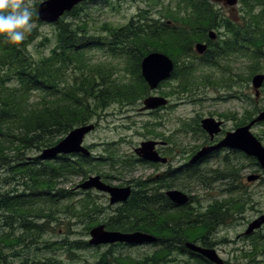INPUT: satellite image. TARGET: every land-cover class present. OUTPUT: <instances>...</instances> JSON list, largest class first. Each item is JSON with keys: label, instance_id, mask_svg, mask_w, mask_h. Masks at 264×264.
Masks as SVG:
<instances>
[{"label": "trees", "instance_id": "16d2710c", "mask_svg": "<svg viewBox=\"0 0 264 264\" xmlns=\"http://www.w3.org/2000/svg\"><path fill=\"white\" fill-rule=\"evenodd\" d=\"M241 2L246 7L241 22L225 17L211 0H177L176 6L164 7L162 18L149 16L150 11L142 9L122 26L106 23L107 33H91L86 16L81 15L84 9L87 12L90 4L96 5L99 1L85 0L65 13L64 16H74L71 20L61 18L57 22L56 44L49 54L41 56L31 52L29 40L16 45L0 36V264H62L57 257H47L39 251L43 247L54 251L64 248V244L70 251L91 245L88 240L61 242L45 237L52 227L51 221L59 222L60 212L71 213L72 217L83 220L104 211L92 191H76L74 187L61 188L60 185L71 177L85 180L93 173L104 179L115 177L111 172L120 174L128 164L134 165L141 160L120 153L114 148L117 141L104 142L98 155L61 154L44 160L40 153L64 138L74 127L101 118L112 105L123 108L141 103L151 93L141 70V61L146 54L160 50L175 61L172 77L180 78V81L177 89L159 90L166 97L185 91L193 93L197 85L204 82L198 80L197 66L192 63V58L197 57L194 45L199 41L209 44L206 54L201 56L206 58V65L215 66L218 59L236 52L246 54L251 60L249 75L242 71L224 75L213 81L217 86L233 90L235 84L249 82L253 74L264 70V0ZM33 19L40 21L36 9ZM210 29L219 31L217 41L209 38ZM93 48L103 50L112 58H123L126 73H121L119 66L112 62L94 61L90 52ZM170 83L165 81L159 87ZM237 92L236 96L245 98L249 107L241 114L229 110L224 115L235 119L239 126L249 122L264 106L258 105V100L250 94ZM166 107L169 104L162 108ZM158 110L151 113L157 114ZM95 124L97 126L98 121ZM195 124L206 134L198 119ZM205 138L208 140L207 134ZM35 151L41 152L31 155ZM248 158L252 165L259 166L255 157ZM107 165L112 167L111 172L103 170ZM152 165L158 167L160 164ZM206 171L201 170L198 182L210 183L211 174ZM155 178L151 175L133 180L139 189L134 190L127 201L116 205L104 222L107 229L155 232L153 229L163 228L164 212L154 208L156 202L143 199L142 195L147 192L140 189L149 187L150 180ZM79 193L85 195L77 203L70 201ZM230 200L217 201L215 220L210 204L205 210L197 209V225L193 224V213L187 212L178 228L187 238L197 236V240L211 245L210 234L214 226L235 219L245 203L252 202L253 198ZM99 223L91 222L87 233ZM249 239L250 246L242 248L241 254L256 261L258 253L264 249V240L256 235ZM121 247L126 246L122 244ZM160 252L169 254L164 248L155 251L154 255H162ZM114 254V250L105 252L98 263L113 264L111 259H120L129 260L130 264H158L155 260L150 261L151 255L140 259ZM200 263L213 264L210 261Z\"/></svg>", "mask_w": 264, "mask_h": 264}, {"label": "rangeland", "instance_id": "374dc122", "mask_svg": "<svg viewBox=\"0 0 264 264\" xmlns=\"http://www.w3.org/2000/svg\"><path fill=\"white\" fill-rule=\"evenodd\" d=\"M42 1L43 0H36V10L37 4ZM98 1L99 3L96 5L90 4L87 8L88 13L84 9L81 15V17L86 16L91 33H107L104 27L106 23L115 26H122L132 17L137 16L142 9L149 10L151 13L149 16L162 18L164 7H174L177 5V0ZM216 6L225 17H229L235 22L244 21L243 16L246 15V7H243L245 5H243L241 0L235 5H227L223 2H217ZM73 17L63 16L62 19L71 20ZM164 20H167V18ZM220 29L222 30V27ZM56 30L57 23L32 20V29L28 33L26 40H29L30 43L28 47L35 56H41L51 52V49L56 44ZM216 31L219 32L218 30ZM90 52L94 61L112 62L119 66V69L122 70L121 73H126V62L123 58H112L104 53L103 50L96 48L91 49ZM201 56L203 55H200L197 52V57L192 58V63L197 66L198 80H204L203 83L197 85L195 92L191 93L185 91L184 93L180 92V94L169 96V107L161 108L158 110L157 114L151 113L150 110L142 109V102L135 106L128 105L123 108L117 104L112 105L107 110V113L102 115L101 118L93 120V122L98 121V125L86 136L85 145H93V147H90V150L94 155H98L102 150L104 142L117 141L114 148H117L120 153L126 154L127 157L134 158L137 156L135 148L138 147L142 141L153 139L158 140L161 143L162 141L165 142L168 140L162 138V136H168L172 141V147L182 149L183 153H187L196 144L200 145L205 141L206 134L197 129L195 124L196 119H198L199 123L202 118L207 116L222 119L224 121L223 132L218 136H222L225 131L234 130L236 128V120L226 117L224 113L231 110L237 111L241 114L245 107H249L245 98L242 99L236 96L238 94V92L235 93L236 91L239 90L245 94H250L258 100V105L264 106L263 88L261 90L263 98L260 99L261 96L257 98L251 80L249 82L244 81L243 84H235L233 90H229L224 86H217L213 83L214 80H218L224 75L228 76L236 72L242 71L244 74L249 75V63L251 60L246 54L236 52L227 55L222 59H218V63L215 66L206 65V58ZM226 69H231V71L225 72ZM259 72H264V70ZM167 81H170L171 83L167 86L159 87L153 93L160 94L159 90L163 88L165 91L177 89L176 86L177 83H179L180 78L171 77ZM188 123L190 125L186 126ZM148 130L153 133L147 132ZM251 130L258 137L262 136L260 139L264 144V122L255 124ZM162 148L163 144L158 145V149L162 150ZM40 152L41 151H35L32 152L31 155H36ZM224 153L226 152H223L218 160L214 159L202 163L201 169L207 170L206 172H209V174L212 173V167L219 168L220 171L225 172V164L222 165V156ZM230 157L231 156H229V158ZM234 159L238 161L237 158ZM244 164L248 169H244L245 176L243 180L248 182L246 179L247 174L255 172V169L258 168V166L255 167L252 165L248 159H244ZM109 166L110 165H107L103 170L105 172H111L112 167ZM162 169L163 166L154 167L145 163L137 162L134 165L128 164L127 167L123 168L120 174L115 173L114 171L111 172L115 174V177L107 178L105 181L113 185H126L131 180L137 178L146 179L148 176L150 177L151 175H155L162 171ZM260 172L264 176V171ZM80 182H82V177H71L70 180L61 184L60 187H74L76 191L81 190L85 192V190L81 188H76L77 184ZM198 184L197 207H200L202 210H205L214 198L223 200L225 198L230 199L232 196L236 198V195H238L234 191L233 193H230V191L225 190L229 186V182L216 183L215 181L211 186V183L209 185V181L207 183L208 185L199 181ZM248 188V196L249 198L252 197L253 201L245 203L243 211L239 212L235 219H232L228 224L221 225L218 228L217 234H215V239L219 241V243L223 242L222 240L224 238L228 239V241H224L225 243L223 242L224 244L222 245L227 249L229 256L233 258V263L264 264V249L261 254L258 253L256 261H250L249 258L246 259L243 254H241L244 250L241 251L242 248L250 246L251 239H249V236L244 233L249 222L261 214H264V177L259 181L251 182ZM90 191H92V195H94L100 202L101 206H103L104 211L94 214L92 218L86 217L83 220L72 217L71 213L60 212L59 222L55 220L51 221L50 224L52 227L50 228V232L45 235L46 238L59 240L61 242L64 240L89 241L91 236L90 231L87 233L88 225L93 221L104 223L116 207V204L114 205L110 203V197L107 193L95 189H90ZM84 195V193H79L70 201L77 203ZM240 234L245 236H240ZM253 235H256V237L261 236L262 240H264V225L262 228L255 231ZM253 235L251 234L250 236ZM64 245V248L60 247L54 251L43 247L39 252L47 257H57L62 264H99L100 256L108 251L106 245H89L85 248L74 249L72 251L66 248L68 245ZM154 250L155 248L148 245L126 246L116 249L115 255L120 256L124 254L125 256L130 255L135 258H142L146 255L154 256ZM223 254L226 256V251H224ZM189 264H196V261H189Z\"/></svg>", "mask_w": 264, "mask_h": 264}, {"label": "water", "instance_id": "95a60500", "mask_svg": "<svg viewBox=\"0 0 264 264\" xmlns=\"http://www.w3.org/2000/svg\"><path fill=\"white\" fill-rule=\"evenodd\" d=\"M85 0H43L39 3L37 12L38 17L43 22L55 23L68 11H71L76 5ZM215 2H223L227 5H235L239 0H213ZM209 37L216 39L217 32L211 29ZM208 44L206 42H197L195 49L198 53L203 54L207 51ZM142 74L148 83L151 90L158 89V86L165 80H168L173 75L175 69V61L170 55L163 51L154 50L146 54L141 61ZM252 87L255 90L257 98L261 95V88L264 84V72H257L252 76ZM169 99L160 94H149L146 96L142 103V109L153 110L167 105ZM264 121V109L250 120L248 123L238 126L232 131H227L225 136L216 144L204 145L194 155L193 160H199L208 155L214 150L221 148H234L245 151L247 154L254 156L261 168L264 169V144L252 132V127ZM223 120L217 119L213 116H207L201 119L202 128L213 139L215 135L222 131ZM96 124L94 122L81 124L74 127L69 133L58 141L56 144L46 147L40 153V157L44 160L53 159L61 154L81 153L85 156L92 154L91 150L84 144L85 137L93 129ZM160 143L158 140H144L135 148V152L141 158L152 162H166L167 158L162 156L157 150V145ZM261 174L252 172L248 175V180L255 181L260 179ZM79 188L84 190L96 189L98 191L107 192L110 196L112 204L127 201L131 195L132 189L130 185L118 186L107 183L103 180L100 174L90 175L88 178L78 184ZM171 199L177 203H185L188 201V196L180 190L173 189L168 192ZM264 225V214L253 219L245 230V234L250 235ZM90 243L94 245L109 244L114 242H126L129 244H141L146 242H153L156 236L151 233L135 230L125 232L121 230L107 229L104 223L95 225L90 230ZM186 245L193 251L200 252L209 260L217 263L224 264V258L217 252L215 248L204 247L193 241H187ZM239 264V263H233Z\"/></svg>", "mask_w": 264, "mask_h": 264}, {"label": "flooded vegetation", "instance_id": "af4514ba", "mask_svg": "<svg viewBox=\"0 0 264 264\" xmlns=\"http://www.w3.org/2000/svg\"><path fill=\"white\" fill-rule=\"evenodd\" d=\"M219 34L217 32V37L215 41L218 40ZM209 49V47H208ZM222 136H216L213 139L208 138V140L205 138V141L203 144L195 145L188 151L187 153H183L182 149H176L175 147H172V141L168 138L167 141L164 142L162 150L159 149L162 156L167 158L166 162L159 163V166H163L162 171L156 173L155 175H152V177H156L155 179L150 180L149 187L140 188L142 191H146V195H142L143 199H146L148 201L156 202L157 204L154 206V208L161 209L163 213V228L156 230L153 229L155 232L147 231L153 235L156 236V240L150 243L142 244V245H148L153 248H155V251H159L160 249H166L169 251V254H155L153 257H151L150 261H157L158 264H172L173 262H180V263H187L189 264V261L195 260L196 263L198 262H207L209 261L207 257H205L203 254L197 251H193L190 249L187 245V241H193L195 243H199L200 245L204 247H211L215 248L219 254L224 258V264H232L233 258L229 256L227 253V249L223 247L222 244H224V241H228L227 238H224L220 242L217 241L215 238V234H217L218 228L221 225L228 224L231 220H228L224 223H221L218 226H214L213 231H211L210 234V242L211 245H208L206 242L205 244L202 243L200 240H197V236L193 238H187V236L183 235V231H180L178 228L179 224H182L183 220L182 217L187 212L193 213V224L197 225V209L201 210L200 207H197V186L198 184V178L200 175V172L202 167V163H206L208 161H212L214 159L218 160L220 155L223 152H226L223 154V160L222 165L225 164V172H222L219 170V168L212 167L211 168V176H210V183L212 186V183L216 181V183L219 182H229V186L225 189L226 191H230V193H233V191L238 194L236 195V198H242L246 199L248 198L249 194V185L251 182L248 180V175L246 176V179L248 182H246L244 179L245 173L244 169H248L247 166L244 164V159H248V154L245 151H241L239 149H231V148H222L219 150H214L213 152L209 153L208 155L202 157L199 160H193L194 155L197 153V151L203 146V145H213L218 143ZM229 156H231L229 158ZM141 161V163H145L151 166L153 162L147 161L145 159H142L141 157L137 156ZM234 158H237L235 160ZM263 171L262 169L255 170V172ZM261 173V172H260ZM162 174V177L160 175ZM264 177L261 174V178ZM260 178V179H261ZM258 179L257 181H259ZM209 183V185H210ZM130 185L132 192L131 195L134 193V190H138V186L135 184L133 180L128 182ZM177 189L182 191L188 196V201L185 203H177L171 199L168 192L170 190ZM234 195V194H231ZM234 198V196H232ZM230 198V199H232ZM230 199H223L218 200L214 198L210 204L213 205V211H212V217L213 220L216 219L217 211H216V203L217 201L223 202L224 200H230ZM231 201V200H230ZM161 202V204H160ZM225 202V201H224ZM209 204V205H210ZM207 209V208H206ZM157 224V223H155ZM164 232V233H163ZM240 236H245L241 235ZM209 240V239H208ZM232 241V240H231ZM62 242H65L62 241ZM125 244V246H140V245H129L127 243H109V244H101L106 245L108 251L111 252L112 250H116L121 248V245ZM227 245V244H226ZM225 245V246H226ZM226 251V256H224L223 252ZM115 255V254H114ZM164 255L165 259H167V262L164 261ZM160 256V257H159ZM143 258V257H142ZM141 259V258H140ZM113 264H121L127 263L130 264L129 260L127 261H121L120 259H111ZM213 264H217L215 262H212ZM157 264V263H156Z\"/></svg>", "mask_w": 264, "mask_h": 264}, {"label": "clouds", "instance_id": "9594fccd", "mask_svg": "<svg viewBox=\"0 0 264 264\" xmlns=\"http://www.w3.org/2000/svg\"><path fill=\"white\" fill-rule=\"evenodd\" d=\"M36 0H0V36L20 45L32 29Z\"/></svg>", "mask_w": 264, "mask_h": 264}]
</instances>
